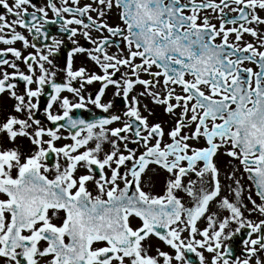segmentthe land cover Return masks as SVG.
I'll return each mask as SVG.
<instances>
[{
    "label": "snow or ice",
    "instance_id": "obj_1",
    "mask_svg": "<svg viewBox=\"0 0 264 264\" xmlns=\"http://www.w3.org/2000/svg\"><path fill=\"white\" fill-rule=\"evenodd\" d=\"M0 9V97L12 101L0 108V264H197L188 254L264 264V0H0ZM46 25L72 45L63 66L54 61L65 41ZM145 100L168 120H150ZM89 104L106 115L74 117ZM220 155L238 161L224 173L231 183ZM157 171L168 174L162 193L143 186ZM153 236L169 250L153 248Z\"/></svg>",
    "mask_w": 264,
    "mask_h": 264
},
{
    "label": "flooded vegetation",
    "instance_id": "obj_2",
    "mask_svg": "<svg viewBox=\"0 0 264 264\" xmlns=\"http://www.w3.org/2000/svg\"><path fill=\"white\" fill-rule=\"evenodd\" d=\"M34 2H36L38 4H42L44 2V0H34ZM0 11H3V9H0ZM51 15H52V13L49 12V16H51ZM9 19H11V17H9ZM45 27H46V30L49 32L50 35H55L58 38L64 39V41H65L64 46L61 47L60 52L55 57V61H54L57 65L63 66L66 62L67 53L70 51L72 45H71L70 41L67 40L66 34L61 33L59 31V25H46ZM19 30L24 32V34L26 36H28L29 40L32 41L33 38H32L31 34L27 33V31L24 29H19ZM245 39L251 40L252 38L246 34ZM35 42L38 44V46H42L43 44L50 43L51 41L50 40L44 41L41 38V39L36 40ZM80 43L81 44L84 43L82 38H80ZM15 46L18 48H21V43L17 42V44ZM0 47H3V45H0ZM22 50L25 51V53L33 51L31 48L26 49V50L22 49ZM74 63L76 66H79L81 63H85V58L83 56L77 55L75 57ZM97 87H98V85H96V84L87 86L86 91L87 92H95ZM64 95H70V94L64 93ZM111 98H112V89L110 88L109 90H107L106 96L104 97V99L107 100V99H111ZM46 101H47V96H42L41 97V104L42 105L45 104ZM142 102L149 103V106L154 108L155 116L150 117V120H161V121H167L168 120V117L162 113V111L159 107L152 105L150 102H148L146 100L142 101ZM11 103H12V101L10 99H8L6 96L0 97V108L8 109V108H10ZM114 104H115V107L112 111L118 112L123 108V104L121 103L120 98H115ZM73 114H74V117H76V118H82V119H86V120H92V119L99 118L102 115H106L105 113H102L100 109H97L93 105H90V104L87 106V108L74 110ZM144 114L147 115V113H144ZM37 115L39 118H43L42 110ZM165 126L167 128L168 125L166 124ZM63 142H66V141H62L61 143H63ZM22 143L24 145H27V141H23ZM105 147H107V146H105ZM221 152H223V149H221ZM217 163H218L219 167L221 168V173H222L221 178H222V180H224V183L225 184L231 183V182L227 181L226 179H224V173L230 172V170L233 167L238 165V161H234V160H232L231 157H228L226 155H220L217 158ZM240 172L242 173V168H241ZM167 175H168L167 173L162 172V171L148 173V175L143 178V180H144L143 186H144L145 190L151 189L155 193H162L166 179H167ZM242 177H243L242 183L245 186V195H247V188L251 182L247 180L246 174H243ZM191 178L195 179L194 176H192ZM187 179L188 178H185V182H187ZM225 194H228L227 191L222 192V195H225ZM179 195L183 198V200L186 204L189 203L191 198L188 197L186 193L181 191L179 193ZM253 195H254V186H253ZM230 198H231V196H230ZM254 198H255V196H254ZM250 206L251 205H249V207ZM211 209L212 210L216 209V205L214 203L211 205ZM223 214H226V213H223ZM246 215H247V213H246ZM199 223H200L201 227L204 226L203 220L200 221ZM244 238H246V233L243 230L241 231L240 234H238L236 237H234V241L237 242L235 245L236 251L234 253L236 256H239L241 254V246L238 242L243 240ZM151 244H152L153 248L158 246L163 250H166V251L169 250L167 248V246L164 245L163 242L160 241L155 236L151 237ZM188 255L193 261H196L198 264V258L195 257V254H188ZM206 255H208V254L206 253Z\"/></svg>",
    "mask_w": 264,
    "mask_h": 264
},
{
    "label": "rangeland",
    "instance_id": "obj_3",
    "mask_svg": "<svg viewBox=\"0 0 264 264\" xmlns=\"http://www.w3.org/2000/svg\"><path fill=\"white\" fill-rule=\"evenodd\" d=\"M231 171V170H230ZM242 173L241 172H237V176H241ZM228 181V180H227ZM242 181H243V177H242ZM230 182V181H229Z\"/></svg>",
    "mask_w": 264,
    "mask_h": 264
}]
</instances>
